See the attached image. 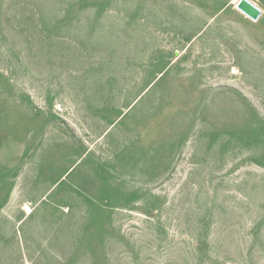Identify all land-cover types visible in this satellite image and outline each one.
<instances>
[{
	"label": "rangeland",
	"instance_id": "1",
	"mask_svg": "<svg viewBox=\"0 0 264 264\" xmlns=\"http://www.w3.org/2000/svg\"><path fill=\"white\" fill-rule=\"evenodd\" d=\"M0 0V264H264V0Z\"/></svg>",
	"mask_w": 264,
	"mask_h": 264
},
{
	"label": "water",
	"instance_id": "2",
	"mask_svg": "<svg viewBox=\"0 0 264 264\" xmlns=\"http://www.w3.org/2000/svg\"><path fill=\"white\" fill-rule=\"evenodd\" d=\"M235 9L253 22L261 15L260 9L248 0H237Z\"/></svg>",
	"mask_w": 264,
	"mask_h": 264
},
{
	"label": "bare ground",
	"instance_id": "3",
	"mask_svg": "<svg viewBox=\"0 0 264 264\" xmlns=\"http://www.w3.org/2000/svg\"><path fill=\"white\" fill-rule=\"evenodd\" d=\"M237 1V0H236Z\"/></svg>",
	"mask_w": 264,
	"mask_h": 264
}]
</instances>
